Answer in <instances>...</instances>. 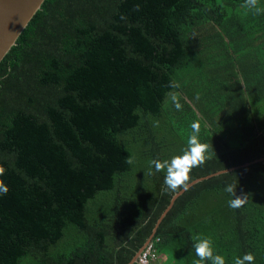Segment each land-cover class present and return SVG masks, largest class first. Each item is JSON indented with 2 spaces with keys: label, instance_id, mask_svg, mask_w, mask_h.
<instances>
[{
  "label": "trees",
  "instance_id": "trees-1",
  "mask_svg": "<svg viewBox=\"0 0 264 264\" xmlns=\"http://www.w3.org/2000/svg\"><path fill=\"white\" fill-rule=\"evenodd\" d=\"M243 5L43 2L0 62V264H128L182 190L150 161L182 154L194 120L213 152L189 183L263 161L184 190L133 264H192L196 234L264 264V12Z\"/></svg>",
  "mask_w": 264,
  "mask_h": 264
},
{
  "label": "clouds",
  "instance_id": "clouds-1",
  "mask_svg": "<svg viewBox=\"0 0 264 264\" xmlns=\"http://www.w3.org/2000/svg\"><path fill=\"white\" fill-rule=\"evenodd\" d=\"M258 0H244V7L255 9L256 14L264 12V9L257 7ZM175 101V97H173ZM177 110L181 105L177 102L175 104ZM191 133L187 138L186 147L181 150L180 155H174L170 160L160 161L153 159L150 165L154 166L155 172L166 171L163 179V184L166 191L177 192L179 189L188 190L190 173L193 168L203 165L208 158L207 154L212 149L209 143H202L200 141L201 124L199 120H194L191 125ZM126 163L132 164L133 159L127 158ZM4 169L0 167V175H3ZM149 174H153L149 172ZM236 186L228 184L224 191L231 197L228 206L232 209L241 208L246 202L248 196L245 194L237 195ZM8 191L3 181H0V193L6 194ZM194 241L192 247L197 259L192 261V264H205V261H210V264H226L225 258L222 255L214 254L212 241L210 238L196 234L192 237ZM255 256L251 253H245L242 256L234 258V264H254ZM141 264V263H140Z\"/></svg>",
  "mask_w": 264,
  "mask_h": 264
},
{
  "label": "water",
  "instance_id": "water-1",
  "mask_svg": "<svg viewBox=\"0 0 264 264\" xmlns=\"http://www.w3.org/2000/svg\"><path fill=\"white\" fill-rule=\"evenodd\" d=\"M45 0H0V62L5 57V55L9 52V50L15 45L18 37L26 28L30 20L36 14V12L41 8ZM263 159H257L250 163H244L240 166L231 167L228 169L220 170L208 177L199 178L191 183H189V187L194 184L202 181L203 179H207L212 176H216L219 174L227 173L233 170H237L239 168L248 167L251 164L261 162ZM184 190L177 192L174 194L170 200L168 207L163 211L160 215L159 219L156 222L155 228L153 230V234L156 231V228L162 221V219L166 216L167 212L173 206L174 201L177 197H179ZM153 234L150 236L145 245L138 251V253L133 257V259L128 264H133L138 262V257L140 253L146 248V246L150 243L153 238Z\"/></svg>",
  "mask_w": 264,
  "mask_h": 264
},
{
  "label": "built area",
  "instance_id": "built-area-1",
  "mask_svg": "<svg viewBox=\"0 0 264 264\" xmlns=\"http://www.w3.org/2000/svg\"><path fill=\"white\" fill-rule=\"evenodd\" d=\"M151 249H148L140 256V263L141 264H148L149 260H153L155 258V253H152Z\"/></svg>",
  "mask_w": 264,
  "mask_h": 264
},
{
  "label": "rangeland",
  "instance_id": "rangeland-1",
  "mask_svg": "<svg viewBox=\"0 0 264 264\" xmlns=\"http://www.w3.org/2000/svg\"><path fill=\"white\" fill-rule=\"evenodd\" d=\"M163 261H165V258H164V257L160 258V256L158 255V260H156V261L154 262V264H162Z\"/></svg>",
  "mask_w": 264,
  "mask_h": 264
}]
</instances>
